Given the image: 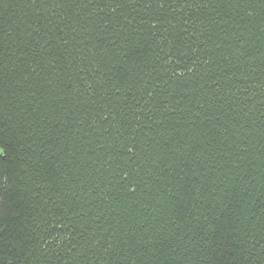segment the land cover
Wrapping results in <instances>:
<instances>
[{
	"label": "trees",
	"instance_id": "obj_1",
	"mask_svg": "<svg viewBox=\"0 0 264 264\" xmlns=\"http://www.w3.org/2000/svg\"><path fill=\"white\" fill-rule=\"evenodd\" d=\"M0 264H264V0H0Z\"/></svg>",
	"mask_w": 264,
	"mask_h": 264
}]
</instances>
